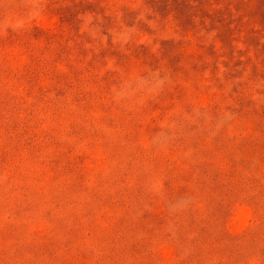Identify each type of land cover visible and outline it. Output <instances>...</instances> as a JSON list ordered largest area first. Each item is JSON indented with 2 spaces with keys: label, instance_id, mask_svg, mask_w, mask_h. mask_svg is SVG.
<instances>
[{
  "label": "rangeland",
  "instance_id": "rangeland-1",
  "mask_svg": "<svg viewBox=\"0 0 264 264\" xmlns=\"http://www.w3.org/2000/svg\"><path fill=\"white\" fill-rule=\"evenodd\" d=\"M0 264H264V0H0Z\"/></svg>",
  "mask_w": 264,
  "mask_h": 264
}]
</instances>
